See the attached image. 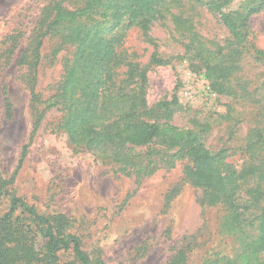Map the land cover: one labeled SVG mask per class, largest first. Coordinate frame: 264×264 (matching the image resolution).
Instances as JSON below:
<instances>
[{
  "label": "trees",
  "instance_id": "trees-1",
  "mask_svg": "<svg viewBox=\"0 0 264 264\" xmlns=\"http://www.w3.org/2000/svg\"><path fill=\"white\" fill-rule=\"evenodd\" d=\"M233 1L50 0L23 50V80L31 95L34 125L56 109L62 114L58 128L80 151L99 142L123 148L157 140L168 148L179 147L178 153L188 159L187 179L203 191L201 205L222 210L218 233L238 243L227 244V250L213 247L210 261L264 264V49L256 46L250 21L263 9L264 0H240L238 8L229 9ZM201 10L226 28L224 40L207 39L197 30L195 15ZM158 22H170L171 34L183 41L181 57L188 56L197 69L212 75L213 89L231 97L230 110L233 106L236 111L240 103L244 110L237 114L250 117L246 137L230 148L241 152L238 162L229 159L228 148L208 147L209 124L179 128L171 122L174 102H149L148 69L169 60L154 52L148 65H142L123 43L131 28L155 43L151 29ZM10 37L13 45L8 49L16 42ZM45 38L57 40L49 56L52 61L71 48L49 96L37 87ZM247 55L260 64L258 83L241 74ZM250 209L253 212L247 213ZM68 224L64 216L42 213L13 195L8 210L0 213V264H103L99 256L84 250L80 235L69 231ZM40 236L45 244L38 249ZM191 244L169 264H188L194 253Z\"/></svg>",
  "mask_w": 264,
  "mask_h": 264
},
{
  "label": "rangeland",
  "instance_id": "rangeland-1",
  "mask_svg": "<svg viewBox=\"0 0 264 264\" xmlns=\"http://www.w3.org/2000/svg\"><path fill=\"white\" fill-rule=\"evenodd\" d=\"M49 1L0 0V213L8 210L14 195L42 213L62 215L69 231L80 235L84 250L103 264H169L191 243L194 253L188 264H213V247L227 250L235 238L218 233L222 210L201 205L203 191L187 179L188 159L178 153L179 147L157 140L123 148L99 142L80 151L58 128L62 114L56 109L34 125L23 50ZM239 6L240 0H234L228 7ZM250 21L255 44L264 49V7ZM195 22L207 39L221 42L227 36L226 28L205 10L196 12ZM171 33L170 22H158L151 29L155 43L145 41L138 28L129 29L124 38L123 49L136 54L142 65H148L154 52L169 60L148 69L149 102H174L171 122L179 128L209 124L208 147L228 148L229 159L238 162L241 152L230 148L246 137L250 117L237 114L244 110L240 103L230 110L231 97L213 89L207 70L181 57L183 41ZM10 36L16 42L8 49ZM56 44V39L45 38L42 46L37 87L44 96L53 93L70 56L67 47L52 61ZM241 66L244 77L261 81L260 64L249 55ZM44 244L38 237V249Z\"/></svg>",
  "mask_w": 264,
  "mask_h": 264
}]
</instances>
